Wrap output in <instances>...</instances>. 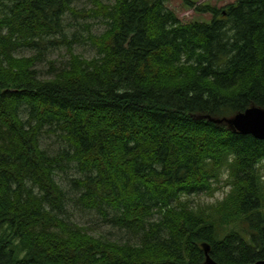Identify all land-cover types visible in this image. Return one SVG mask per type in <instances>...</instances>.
I'll use <instances>...</instances> for the list:
<instances>
[{"label": "trees", "instance_id": "obj_1", "mask_svg": "<svg viewBox=\"0 0 264 264\" xmlns=\"http://www.w3.org/2000/svg\"><path fill=\"white\" fill-rule=\"evenodd\" d=\"M76 1L0 0V264L264 260V0Z\"/></svg>", "mask_w": 264, "mask_h": 264}, {"label": "rangeland", "instance_id": "obj_2", "mask_svg": "<svg viewBox=\"0 0 264 264\" xmlns=\"http://www.w3.org/2000/svg\"><path fill=\"white\" fill-rule=\"evenodd\" d=\"M104 1H108V0H104ZM194 3L196 5H199V4H202V3H208V4H212V5H217L218 7H223L225 6L226 4L228 3H232L236 0H193ZM168 6L173 9L178 17L184 21V22H187V21H193V20H209L211 18V15L210 14H207V13H200L198 11H195V9H189L187 8V6L184 4V2L182 0H168L167 2ZM75 6H77L78 8H83V7H91L92 6V3L90 2V0H77L75 2ZM73 19V18H71ZM81 20V19H80ZM93 30L96 31V32H100L103 30V26L100 25L99 23H96L93 27ZM77 50L79 52H83V53H90L88 51V48L84 45H77ZM25 54L28 53V51H23ZM64 54V49L62 46L60 47H56V48H52L50 51H49V55L53 58H58V59H62V55ZM70 175L73 176L75 175V170H71L70 171ZM225 179V176L223 177V180ZM222 185L221 188H219L216 193L214 194V196H208V195H205V194H202L200 196V199L203 200V201H206V202H213L215 199H221L225 192L227 191L228 187H227V184H223V183H219ZM84 210V209H83ZM83 210H80L78 208H76V210H74V219L78 222H80L81 224H89L93 227H96V225L99 224L100 221H95V219H97L95 217L94 219V214L92 212H88V211H83ZM101 231L104 232V233H108L110 231H112L113 233H117V231L115 229H112L111 227L103 224L101 225L100 227ZM98 229V228H96ZM109 237L111 238H115V237H118V234H115V235H110L109 234Z\"/></svg>", "mask_w": 264, "mask_h": 264}, {"label": "water", "instance_id": "obj_3", "mask_svg": "<svg viewBox=\"0 0 264 264\" xmlns=\"http://www.w3.org/2000/svg\"><path fill=\"white\" fill-rule=\"evenodd\" d=\"M229 123L233 129L242 134H252L256 138L264 140V108L248 107L229 119ZM203 248L206 254L205 264H219L209 255L210 245L204 243ZM255 264H264V260H259Z\"/></svg>", "mask_w": 264, "mask_h": 264}]
</instances>
